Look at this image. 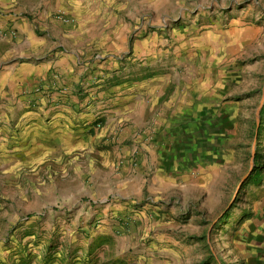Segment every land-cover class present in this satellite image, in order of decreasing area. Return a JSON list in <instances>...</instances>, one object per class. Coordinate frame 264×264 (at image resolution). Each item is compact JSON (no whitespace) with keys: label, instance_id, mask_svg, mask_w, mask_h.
Segmentation results:
<instances>
[{"label":"rangeland","instance_id":"obj_1","mask_svg":"<svg viewBox=\"0 0 264 264\" xmlns=\"http://www.w3.org/2000/svg\"><path fill=\"white\" fill-rule=\"evenodd\" d=\"M171 1L170 17L143 29H137L139 18L125 9L115 8L109 11L110 16L101 13L100 17L105 21L116 18L117 28L127 26L131 42L145 32L160 35L180 25L179 8L184 7V0ZM33 2L38 4L39 0ZM58 12H64L70 22L59 20ZM28 13L36 20L41 18L35 9ZM184 14L189 20L197 19L196 23L209 21L213 26L195 27L200 29L198 38L217 29L213 38L227 40L211 52L202 51L197 44L187 48L188 61L194 58L193 64L177 63V50L169 43L170 54L162 70L171 75L172 84L165 99L172 101L178 88L183 104L180 110L174 105L172 116L179 114L174 118H180L164 123L162 106H155L133 136L120 138L124 128L119 126L118 135L105 137L107 143L103 140L98 147L104 157L110 153L111 167L131 160L139 177L147 174L140 180L142 186L131 215L143 226L132 243L131 264H264V0L196 2L189 5V11H182L181 18ZM51 17L62 26L73 25L62 7H55ZM253 26L258 31L247 34ZM56 87L41 89L44 93L39 94L50 97L61 89ZM73 93L67 88L66 96ZM96 123L102 125L100 132L104 117L89 127ZM15 131L9 128L7 133L17 138ZM118 139H134L127 143L130 155L124 158L122 154L119 163L113 156L117 149H112ZM11 140L17 141L13 146L19 148L21 139ZM22 146L27 147L25 143ZM147 148L181 158L162 194L154 190L159 168L150 165L145 169L141 164ZM41 149L38 175L27 169L23 176L6 172L8 153L0 150V264H105L93 244H89L87 255L80 256L78 249L68 244L69 233H59L71 224L76 243H80L101 225L102 219L94 214L101 209L100 203H93L87 192L89 161L79 152L81 167H74L73 154L64 160L63 167L48 147ZM255 166L263 171V179L250 183ZM178 167L181 170H176ZM89 215L93 216L85 224Z\"/></svg>","mask_w":264,"mask_h":264},{"label":"crops","instance_id":"obj_2","mask_svg":"<svg viewBox=\"0 0 264 264\" xmlns=\"http://www.w3.org/2000/svg\"><path fill=\"white\" fill-rule=\"evenodd\" d=\"M208 1L184 0V7L179 8L180 25L160 35H145V32L128 42V27L117 28L116 18L105 21L100 17L101 13L110 16L109 11L115 8L128 10L139 18L137 29H143L165 19L173 8L172 1L39 0L35 4L33 0H0V150L8 153L6 172L10 176H23L28 169L38 175L36 169L43 159L39 157V150L44 147L52 151L63 167H66L64 160L71 154L74 155V167H81L79 152L82 153L90 163L87 192L93 203H100L101 209L94 214L98 213L97 218L102 219L101 225L80 243H76L71 224L59 231L69 233L68 244L77 248L80 256L87 255L88 246L93 244L105 264H131L132 243L143 227L131 215L138 189L142 186L140 180L147 174L139 177L131 160H124L122 166L118 164L114 168L113 164L111 167L110 153L104 157L98 147L103 140L107 143L105 137L118 135L119 126L124 128L120 138L133 136L155 106H162L164 123L178 121L176 118L180 116H174L179 114L172 116L176 113L174 105L180 110L183 104L178 88L172 101L165 99L172 84L171 75L162 70L170 54L167 47L170 43L177 50V63L193 64L195 59L188 61L187 48L197 44L202 51L211 52L220 41L226 42V37L213 38L217 29L205 31L204 37L198 38L200 29L195 27L202 24L203 28H213L209 21L199 24L197 19H187V14L181 18L182 11H189V5ZM55 7H62L72 18L71 27L62 26L51 17ZM33 9L41 16L38 20L28 13ZM186 22L191 25L185 26ZM248 29L247 34L258 31L254 26ZM12 31L16 32L14 37ZM240 36V40H244V35ZM55 85L69 88L74 93L66 96L67 93L57 91L44 97L37 92ZM101 117L105 120L102 130L91 131L89 124ZM9 128H14L19 136L11 138L7 133ZM11 139H21L19 148L18 142ZM130 140L134 139H118V144L112 148L117 149L113 156L118 163L122 154L124 158L128 153L130 155L127 144ZM24 143L26 148H22ZM121 143H125L122 149ZM14 147L19 151H14ZM15 160L19 162L15 163ZM31 162L36 165L32 166ZM177 162L181 164L180 157L171 158L147 148L141 164L145 169L150 165L159 168V181L157 188L154 187L156 194H162L168 186L167 180L171 179ZM178 168L176 170H181ZM27 193L26 190L25 195ZM83 207L87 209V204ZM93 215L88 216L85 224ZM144 230H147L146 225Z\"/></svg>","mask_w":264,"mask_h":264},{"label":"built area","instance_id":"obj_3","mask_svg":"<svg viewBox=\"0 0 264 264\" xmlns=\"http://www.w3.org/2000/svg\"><path fill=\"white\" fill-rule=\"evenodd\" d=\"M58 19L61 20L63 23H69L70 22L69 18L65 15L64 12H58ZM12 33H13V36H15L16 32L12 31ZM37 92L38 93H40V92L42 93L43 90L41 91V89H39ZM58 93L66 94L67 93V88L63 87V88L59 89ZM101 127H102L101 123H96L95 125L91 126V131H98Z\"/></svg>","mask_w":264,"mask_h":264},{"label":"trees","instance_id":"obj_4","mask_svg":"<svg viewBox=\"0 0 264 264\" xmlns=\"http://www.w3.org/2000/svg\"><path fill=\"white\" fill-rule=\"evenodd\" d=\"M256 160L257 162L259 161L258 158ZM255 171L256 172L249 178L250 183H259L263 179V171H261V169H258V166H255Z\"/></svg>","mask_w":264,"mask_h":264}]
</instances>
